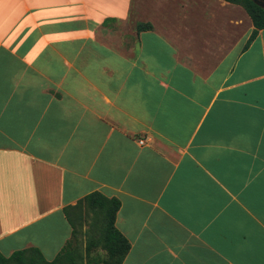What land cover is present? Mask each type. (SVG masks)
I'll return each mask as SVG.
<instances>
[{
    "label": "crops",
    "instance_id": "1",
    "mask_svg": "<svg viewBox=\"0 0 264 264\" xmlns=\"http://www.w3.org/2000/svg\"><path fill=\"white\" fill-rule=\"evenodd\" d=\"M253 29L225 0H0V255L51 262L63 209L99 192L120 201L122 264H264Z\"/></svg>",
    "mask_w": 264,
    "mask_h": 264
},
{
    "label": "trees",
    "instance_id": "2",
    "mask_svg": "<svg viewBox=\"0 0 264 264\" xmlns=\"http://www.w3.org/2000/svg\"><path fill=\"white\" fill-rule=\"evenodd\" d=\"M228 3L241 6L253 24V31L245 44V49L264 29V9L256 6L250 0H225ZM106 21L104 24H106ZM149 23H137V33L150 31ZM120 208L117 198H108L99 192L91 193L74 206H67L63 214L71 226V239L61 249L51 262H46L37 249L14 252L9 258L0 255V264H122L130 244L115 228V218ZM91 219L90 237L82 256L75 244L82 222ZM101 248L105 255L92 253Z\"/></svg>",
    "mask_w": 264,
    "mask_h": 264
},
{
    "label": "rangeland",
    "instance_id": "3",
    "mask_svg": "<svg viewBox=\"0 0 264 264\" xmlns=\"http://www.w3.org/2000/svg\"><path fill=\"white\" fill-rule=\"evenodd\" d=\"M124 31H127V33L131 32L132 27L128 26V27H123ZM124 31H122L120 33V37L116 38V40H109V42L112 44L111 46L115 47V48H121L122 45L128 46V48H130L133 44V38L130 34H124ZM120 32V31H118ZM121 38V39H120ZM91 219L90 218H86L82 224L81 227L79 229L78 235H77V240L75 242V244L77 245V250L81 253V255L83 256L85 254V247L88 243L89 237H90V229H91ZM92 253H98L101 256L105 255V251L102 250L101 248H97L95 250H92Z\"/></svg>",
    "mask_w": 264,
    "mask_h": 264
},
{
    "label": "water",
    "instance_id": "4",
    "mask_svg": "<svg viewBox=\"0 0 264 264\" xmlns=\"http://www.w3.org/2000/svg\"><path fill=\"white\" fill-rule=\"evenodd\" d=\"M251 2H253L256 6L264 9V0H250Z\"/></svg>",
    "mask_w": 264,
    "mask_h": 264
}]
</instances>
